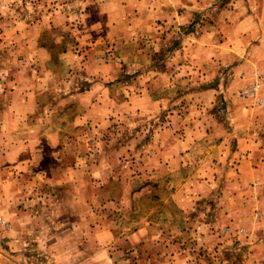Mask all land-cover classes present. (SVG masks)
<instances>
[{
  "label": "crops",
  "instance_id": "crops-1",
  "mask_svg": "<svg viewBox=\"0 0 264 264\" xmlns=\"http://www.w3.org/2000/svg\"><path fill=\"white\" fill-rule=\"evenodd\" d=\"M23 1L0 6V263L257 264L259 234L228 247L208 228L192 234L205 245L179 248L155 230L172 216L127 214L160 191L156 207L214 227L225 181L264 202V104L235 97L264 70V0ZM133 112L152 119L129 124ZM115 126L118 150L98 151Z\"/></svg>",
  "mask_w": 264,
  "mask_h": 264
},
{
  "label": "rangeland",
  "instance_id": "rangeland-1",
  "mask_svg": "<svg viewBox=\"0 0 264 264\" xmlns=\"http://www.w3.org/2000/svg\"><path fill=\"white\" fill-rule=\"evenodd\" d=\"M14 1V0H13ZM9 0H0V6H4L9 7L11 5L16 6L18 5V8L23 9L25 4L23 0H15V3L13 4L12 2ZM33 3H36V5L38 4L37 1L33 0ZM50 3V5L52 6L53 3L52 2H48ZM39 5V4H38ZM3 19H8L10 20L11 18H9L8 16H2L0 15ZM15 18V17H12ZM51 37V35H50ZM145 49V54L146 56H151V50L152 47L149 44H146V46L144 47ZM132 68H136L134 64H132ZM258 66H254V69H257ZM120 68V67H119ZM252 68V69H253ZM253 69V70H254ZM251 70V69H250ZM252 70V71H253ZM259 72V71H258ZM260 72L264 75V70L261 68ZM260 73V74H261ZM253 74H249L247 78L244 77V75L240 76L241 78L238 79V81H236L237 85H238V92L236 93L235 97H236V101L237 102H244L242 97V91L245 90L246 88L250 87L253 82H254V76H252ZM244 79V80H241ZM128 81V83H130V85L134 86L136 84V80L135 79H128L126 80ZM118 85V84H117ZM116 85V87H117ZM179 85L180 86H184V80H179ZM115 97L119 98V95H116ZM262 98L264 100V86H263V90H262ZM252 102V100H251ZM225 103V102H224ZM248 103V102H246ZM254 104V102H253ZM255 105V104H254ZM219 106H222L221 104H219ZM261 107V106H258ZM146 114V113H145ZM152 114H150V116H137L135 112H133L132 114H129V124L131 122H133V125H135L136 123L140 122V121H149L151 120ZM139 119V120H138ZM149 128V126H148ZM87 130L85 128H78L77 131L73 132L74 134H76V136H80L83 137L81 135H84V132H86ZM123 133L122 129L120 127H116L115 128H111L110 133H107L105 135L106 138H102L103 141L105 142H100L99 144H97L96 149H98V151H102V150H109L110 152L114 149H117L116 147L119 146V142L117 141L118 138H120V134ZM130 133V131H129ZM147 139L150 138L149 133H147L146 136ZM107 139H109V144L108 146H110L113 149H107L106 147H103L107 141ZM76 148L78 149V151H82L85 153L87 152V145L83 142H80V144H75ZM128 146H132V144H129ZM68 150L71 151L70 147H67ZM118 150V149H117ZM118 156V155H116ZM116 162V163H115ZM112 164L116 165L117 164V160L115 159L114 161H112ZM147 181V182H146ZM225 178L222 182V184H224ZM230 182V181H229ZM145 183H149V185L152 184V181L150 179H145L142 181V184ZM138 184H141L140 182ZM112 186V185H111ZM140 186V185H138ZM117 187L116 184H114L113 187H111V191L109 192V196L114 199L115 197H119L121 191L117 190L114 188ZM134 189V187H133ZM110 190V189H109ZM108 190V191H109ZM135 191V189L133 190ZM264 197V196H263ZM154 198L156 199H162L163 194L160 191H154L152 194H146L145 196H142L141 198H139L137 200V205L136 207L133 206V209L131 212H129L127 215V217H132L134 214H138V215H149L152 211H154V214H158L159 216H172L174 221H164V222H159L157 224V227H155V230H166L168 232H174V234H178L177 238L175 239V243L176 246L179 248H185L186 246H188V243H190L191 245L195 246H201L200 242H202L205 245L204 240L202 239H197L194 236H192L193 233H197L199 231H206L209 228V232H214V233H221L223 234V236L229 235V237H232V241H230L229 243H224L226 244V246L231 247H245L247 248L248 246L245 245L247 240H240L238 239L239 236H249L252 235L253 233L255 234H259V238H264V220L260 221L261 215L259 214L262 210H264V202H255L256 200L254 199V197L252 195H250L248 193L247 190H243V191H239L238 189H232L230 188L229 184L227 181H225V185L223 186V190L221 192V196H220V202H218L219 204V211L218 213L220 214L219 217H221L220 221L217 223V221H213V226L214 227H206L204 226V224H201L200 222H197L196 220L192 221V222H185V220L183 219V215L180 213V211L178 209H176L173 205L169 204L166 205L164 203H158L157 205H159L158 207H156V203H154ZM208 204L207 207H204L203 204V208L204 210L207 211V214L210 215V217L215 218L216 214H215V206H211L213 205V200H214V196L211 195L208 198ZM107 205V204H106ZM119 209V207H118ZM110 210V211H109ZM198 211V209H197ZM113 212V213H112ZM96 213L101 214V215H105V214H118L120 215V211H114V209H108L107 207H99L96 205ZM196 214V213H195ZM257 214V215H256ZM203 219V218H201ZM217 223V224H216ZM216 224V225H215ZM207 232V231H206ZM258 247V245H257ZM250 250L252 248V245H250ZM264 247H258L257 251V255L255 256V263L257 264H264V252L263 254H261L262 249ZM194 249V248H192ZM202 251H205V253H207V249H204L203 247L201 248ZM7 253V251H6ZM5 253V251H3V256H0V260H6V258H4L5 256H7ZM192 253V251H191ZM190 254V251H189ZM185 260H193L195 258H197V255H194L193 253L189 256L187 254H184ZM214 258H216L215 256H213L212 253H210L209 255H202L200 258V261H198L199 264H204L206 260L212 261V262H217V260H215ZM243 259V258H242ZM241 259V260H242ZM2 264V262L0 263ZM22 264V263H20Z\"/></svg>",
  "mask_w": 264,
  "mask_h": 264
},
{
  "label": "built area",
  "instance_id": "built-area-1",
  "mask_svg": "<svg viewBox=\"0 0 264 264\" xmlns=\"http://www.w3.org/2000/svg\"><path fill=\"white\" fill-rule=\"evenodd\" d=\"M263 86L264 80L262 75L256 71L254 73L253 84L242 91V97L245 99H251L256 106H262L264 104V100L262 98Z\"/></svg>",
  "mask_w": 264,
  "mask_h": 264
}]
</instances>
